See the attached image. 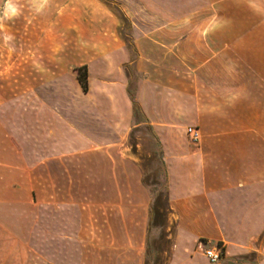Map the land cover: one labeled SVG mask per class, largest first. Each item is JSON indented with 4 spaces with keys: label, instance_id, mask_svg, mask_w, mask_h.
Segmentation results:
<instances>
[{
    "label": "crops",
    "instance_id": "0c3cea01",
    "mask_svg": "<svg viewBox=\"0 0 264 264\" xmlns=\"http://www.w3.org/2000/svg\"><path fill=\"white\" fill-rule=\"evenodd\" d=\"M136 1L157 14L133 25L129 50L102 0L25 5L8 23L14 51L0 44L3 54L18 52L10 65L35 78L14 97L0 88V264L59 251L146 264L156 201L127 146L142 125L175 219L170 264H200L203 241L224 246L221 261L264 264V16L244 0H196L185 24L167 16L170 0Z\"/></svg>",
    "mask_w": 264,
    "mask_h": 264
},
{
    "label": "rangeland",
    "instance_id": "374dc122",
    "mask_svg": "<svg viewBox=\"0 0 264 264\" xmlns=\"http://www.w3.org/2000/svg\"><path fill=\"white\" fill-rule=\"evenodd\" d=\"M111 10L110 13L117 21V31L123 37L126 42V47L129 50L131 48L130 37L133 29V25L136 22L146 20L148 18H154L152 11H137L132 7L133 4H137L136 0H102ZM140 6V5H139ZM135 7V6H134ZM144 7V6H143ZM136 8V7H135ZM196 9V0H170V11L167 16L172 21L180 19H194V13ZM134 10V11H133ZM169 10V9H168ZM15 19L14 21H17ZM19 47V44L16 45ZM7 52L9 53L7 47ZM3 54L2 45H0V72L6 70V66L10 69L6 70L4 75H0V88L11 89L14 91H8L5 94L11 97L18 95V85L21 83H30L34 81V76L29 75V69L24 66L10 65L14 62L17 63L18 52H14L11 57L9 54ZM12 53V52H11ZM14 59V61H13ZM4 66V67H3ZM130 72V70L128 71ZM134 81V80H133ZM135 86L134 82L130 83L129 91L131 93L132 88ZM16 90V91H15ZM141 120L140 118H138ZM127 146L135 158L140 160L144 170V183L152 191L156 206L160 212L164 213V170L158 159V143L154 139L149 128L142 125L140 128L130 133ZM177 241V229L175 219L166 217L159 219L156 222L155 228L151 229L150 238L148 242V248L145 254L146 264H170L173 260ZM64 247V246H63ZM103 253H85L88 261H94L98 264L99 258L103 257ZM37 256V259H35ZM81 258V253L76 252H41V253H28V264H78ZM199 258L200 264H206L205 260ZM254 259H240L236 263L228 262L227 260L221 261L219 264H254Z\"/></svg>",
    "mask_w": 264,
    "mask_h": 264
},
{
    "label": "clouds",
    "instance_id": "9594fccd",
    "mask_svg": "<svg viewBox=\"0 0 264 264\" xmlns=\"http://www.w3.org/2000/svg\"><path fill=\"white\" fill-rule=\"evenodd\" d=\"M246 6L254 14L264 16V0H244ZM50 3V0H0V44L7 47L9 53L14 51L12 46L15 37L8 29L9 22L19 18L27 5L33 12L41 13ZM185 20V24L189 23ZM207 32L202 33L205 37Z\"/></svg>",
    "mask_w": 264,
    "mask_h": 264
},
{
    "label": "built area",
    "instance_id": "2783aa9c",
    "mask_svg": "<svg viewBox=\"0 0 264 264\" xmlns=\"http://www.w3.org/2000/svg\"><path fill=\"white\" fill-rule=\"evenodd\" d=\"M185 134L190 144L196 145L199 143L200 134L197 128L189 127L186 129ZM198 250L208 264H218L225 255V249L221 243L211 244L203 241L199 243Z\"/></svg>",
    "mask_w": 264,
    "mask_h": 264
},
{
    "label": "trees",
    "instance_id": "16d2710c",
    "mask_svg": "<svg viewBox=\"0 0 264 264\" xmlns=\"http://www.w3.org/2000/svg\"><path fill=\"white\" fill-rule=\"evenodd\" d=\"M73 72H74L75 78H76L78 84L80 85L83 93H86L87 85H86V69H85V67L75 69ZM133 109H134V114H135L137 112V110H136L134 103H133ZM160 158H161V155H160ZM164 207H165V209H164V211H165L166 210V202L165 201H164ZM150 211H151V219H150L149 225H150V228H152V227L156 226V222L159 219L165 217V213H163V212L160 213L159 208L156 206V202L150 208Z\"/></svg>",
    "mask_w": 264,
    "mask_h": 264
}]
</instances>
